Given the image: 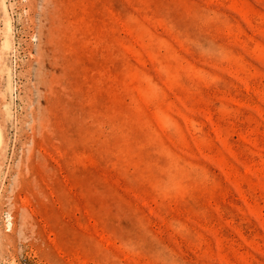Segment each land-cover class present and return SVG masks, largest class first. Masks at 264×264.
Listing matches in <instances>:
<instances>
[{"label":"rangeland","instance_id":"obj_1","mask_svg":"<svg viewBox=\"0 0 264 264\" xmlns=\"http://www.w3.org/2000/svg\"><path fill=\"white\" fill-rule=\"evenodd\" d=\"M0 264H264V0H0Z\"/></svg>","mask_w":264,"mask_h":264}]
</instances>
